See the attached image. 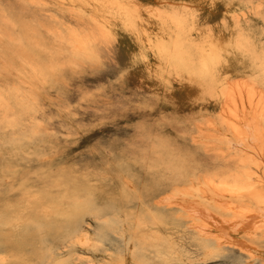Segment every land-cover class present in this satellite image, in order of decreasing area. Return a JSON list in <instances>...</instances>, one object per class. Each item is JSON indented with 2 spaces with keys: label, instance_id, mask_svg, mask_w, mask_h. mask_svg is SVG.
I'll list each match as a JSON object with an SVG mask.
<instances>
[{
  "label": "clouds",
  "instance_id": "clouds-1",
  "mask_svg": "<svg viewBox=\"0 0 264 264\" xmlns=\"http://www.w3.org/2000/svg\"><path fill=\"white\" fill-rule=\"evenodd\" d=\"M0 264H264V0H0Z\"/></svg>",
  "mask_w": 264,
  "mask_h": 264
}]
</instances>
